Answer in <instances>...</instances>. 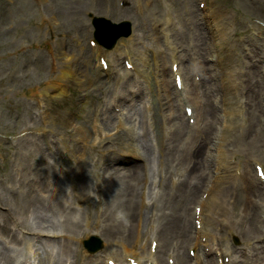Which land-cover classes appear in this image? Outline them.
Masks as SVG:
<instances>
[{
	"label": "rangeland",
	"instance_id": "rangeland-1",
	"mask_svg": "<svg viewBox=\"0 0 264 264\" xmlns=\"http://www.w3.org/2000/svg\"><path fill=\"white\" fill-rule=\"evenodd\" d=\"M106 1L0 0V201L1 198L6 199L0 203V224H6L5 237H8L9 233L15 235L16 241L12 242L24 248L25 251L32 243L37 255L48 259L40 247L41 244L32 237L34 234L29 232L36 227L35 210L19 211L17 209L18 204H22L21 199L31 202L38 199L36 192L27 185V182L31 180L30 176L34 177L35 172L39 170L36 176L45 183L46 193H44L51 196H58L57 192H53L52 187L54 188L53 184H56L59 179L64 184H71V179L64 173L70 168H76L79 172L81 170L80 179L88 185L90 180L88 172L96 169L97 155L90 148L86 153L87 156H91L90 160L79 157L77 153L80 151V146H83L81 137H87L91 143L96 141L98 144L108 146L109 150L118 149L116 143L121 138L114 141L105 137L118 130L116 129L118 121L124 122L126 118L128 119V115L131 116L129 113L136 114L138 107L145 109L144 103L138 106L143 100L136 103L132 112L125 109L114 110L111 106L112 101L115 102L120 81H122L120 87H123L125 95L129 97L132 92L130 84L133 81L138 82L135 80L138 75L135 74V70L127 68L124 63L125 57H119L117 48L108 51L102 47L103 55L108 57L106 54L112 53L121 62L119 65L114 62V76H110L106 69L92 68L94 46L91 44V39L94 27L90 13H84V16L80 17L76 8H72L77 5L84 10L95 9V14L109 17L115 22L124 19L132 22L134 28L132 34L122 38L117 47L121 48L124 41L135 36L136 31L142 35L141 41L131 46L130 52L133 57L131 59L140 65H145L152 73L151 76L143 75L150 88L155 85L153 74L158 71L160 78H169L167 87L175 91L171 72L173 48L176 49L177 64H180V60L186 65L189 64L190 68L186 74L196 76L197 79L200 77L204 48L207 49L205 58L209 60L208 64L212 67L213 75H218L217 85L214 88L215 94L209 96L208 100L214 105L218 119L214 125L209 155L205 161L202 159L206 165L204 168L209 169L207 171L209 176L198 198V205L212 197L214 188L209 184L210 174L212 172L215 175L219 169H216L217 154L221 159L224 152L233 157L235 163L242 166L245 171L243 179L248 188L247 201L251 204L245 223H249L250 220L256 222V218L264 217V180L260 181L261 178L255 170L257 164L255 160L264 165V62H258L259 60L255 58L257 54L264 56V21L261 20L264 17V0H193L201 18L208 26L206 31L209 36L206 47L192 41L201 37V32L196 28L195 22L191 21L193 15L188 13L192 7L189 0H143L141 2L143 10L133 4L137 2L136 0H113L112 4ZM109 8L114 9L116 14L108 12ZM144 17L147 18V23L144 22ZM156 22H158L157 25ZM165 29L169 39L163 35ZM154 36L157 37L154 38ZM253 36L259 37L260 41L253 42L251 40ZM68 58L72 60L75 75L72 74L63 79L60 73L67 67ZM76 66L83 67V71L77 70ZM227 74L232 82L227 81L226 90L225 86H222V81L225 84L224 77H227ZM76 75L84 77L85 81H81ZM49 78H51L50 81H48ZM127 81H130V84H127ZM200 82L204 88L202 77ZM52 85L56 87L63 85L65 93L55 94V87L50 89ZM193 86L194 91H198L199 87L192 83L191 88ZM162 87L164 88V83ZM145 91L148 93L147 87ZM252 99L257 103L261 102V110L256 113L251 111L244 117L241 105L247 102L251 104ZM129 100L131 104L135 103L132 99ZM174 102L180 103L175 99ZM239 102H241L240 106ZM121 103L123 107L129 105L132 109L126 98H123ZM158 106L159 104L156 108ZM164 106L169 107L166 99H164ZM168 110L172 111L170 107ZM178 110L185 115L184 109ZM20 111L23 112V116L20 115ZM140 111L139 115L143 116ZM115 112L123 116L117 119ZM131 120L132 118L129 119ZM138 120L143 123L142 119ZM163 126L165 125L160 123L161 132H164ZM96 128L100 129L98 133ZM250 129L255 130V137L253 135L254 139H250L248 144L245 133ZM154 133L155 130L152 132L150 130V134ZM207 134L202 133L203 136ZM24 135L26 139L20 140L19 138ZM127 135H129L128 140L133 139L131 133ZM29 136L38 138L40 146L37 148L31 146ZM148 136L149 134H146L145 138L147 139ZM63 137L68 141L64 142ZM195 138L199 140L198 132ZM50 140L51 143L48 142ZM147 141L150 144L152 137ZM51 144L54 146L51 147ZM135 155L138 156L136 152ZM167 155L170 156L168 153ZM100 157L103 156L100 154ZM186 160L188 161V158ZM120 164L116 167L130 166L128 163ZM158 165L164 164L158 160ZM171 165L172 163L165 165L166 170L171 169ZM18 172L23 175L20 176ZM98 179L100 183L104 182L103 175ZM35 188L38 189L37 186ZM89 188L84 193L76 192V203H64L68 214L65 218L78 216L80 220L83 219L85 229L87 228L86 216H91L92 220L98 216L100 226L103 227L106 221L102 212L108 207L109 192L106 187V203L101 200L88 202L86 198L91 192ZM123 188L119 186V191ZM149 195L151 196L149 205L142 208L136 203L139 216H143L144 220L149 215L156 228L164 231V226H168L173 221L174 217H171V214L173 216L175 207L178 212L183 210L185 196L179 189L171 188H166L157 195L151 191ZM73 197V190L70 191L67 188L63 200H73ZM253 203L256 204L254 208ZM79 205L84 208L81 209ZM70 209H73V214L68 213ZM113 212L126 221L122 211L114 209ZM192 212L193 218L191 214L190 217L193 220L192 233L195 239L194 233L199 223L194 218L195 209ZM204 213L205 225L212 230V233H217L215 221L213 224L209 221L207 208L204 209ZM48 215L51 219H56L55 214ZM3 217L4 220H2ZM2 225L1 227H4ZM225 225L229 229L230 224L226 222ZM235 227L243 237L237 232L229 234L225 236L224 245L229 240L248 264H264V247L254 246L256 241L253 239L246 241L248 237L245 235L246 232L242 231L243 225H235ZM263 230L264 228L260 229L261 232ZM46 236L43 235L44 238ZM176 239H179V236L175 234L164 238L161 244L169 240V248L171 247L172 251L182 241V239L175 241ZM157 242L159 243L158 240ZM105 244L108 248V241H105ZM224 245L220 242L221 248H224ZM246 246L248 251L246 250L245 254ZM200 252H207L204 246H201ZM212 256L215 258V252L214 254L206 253L207 259ZM39 264H44V261H39Z\"/></svg>",
	"mask_w": 264,
	"mask_h": 264
},
{
	"label": "bare ground",
	"instance_id": "bare-ground-1",
	"mask_svg": "<svg viewBox=\"0 0 264 264\" xmlns=\"http://www.w3.org/2000/svg\"><path fill=\"white\" fill-rule=\"evenodd\" d=\"M138 3H141L143 0H136ZM109 4L113 3V0H107ZM105 2V3H106ZM190 4L192 7L188 10V13L193 15V19L191 20L192 22H195L196 28L201 32V37H197V39H193L192 41L195 43H198L202 45L203 47H206L208 45V34H207V24L206 22L203 21L201 18V14L199 12V9L196 5L193 4V0H189ZM73 9L76 8L75 10L77 13H79L80 17L84 16V13H94V10H90V8H86L85 10L81 8L80 5H77L76 7H72ZM13 11V10H11ZM108 12L115 13L116 11L112 8L108 9ZM83 14V15H81ZM263 17V16H262ZM262 21H264V17L261 18ZM144 22L147 23V18L144 17ZM169 22V20H168ZM156 22L155 24H157ZM169 24V23H167ZM123 26H121L122 28ZM120 28V29H121ZM148 28V27H147ZM155 30V29H153ZM118 30L117 32H119ZM105 32L106 35H111L112 33L116 35V30H108L105 29V26L103 25V21H98V29L97 33L98 34H103ZM116 32V33H114ZM157 36H154L156 38ZM142 36L140 33H137L134 37H131L129 40L123 42V46L118 49V53L120 57H126L129 59V63H132L134 68L137 71H141L144 69L145 65H140V63H137L135 60H130L132 58L131 55V46L139 43L141 41ZM253 42H259L260 39L257 36H253L251 38ZM247 41V40H245ZM252 43V42H250ZM139 50V49H138ZM205 51H207L206 48H204V53L202 55V65L201 69L202 72L200 74V77L203 76V82L205 85V89L203 90L204 95L208 96H213L215 94L216 89H214L217 85L216 81L218 79V75L214 74L212 71V67L210 64H208V59H206ZM103 50L100 48H97L94 50V61L92 63V68L94 70H98L100 67V64L97 63V60L99 59L100 62V56L102 57ZM174 52L172 51V54ZM202 53V51H201ZM201 57V56H200ZM74 58V57H73ZM104 58V57H102ZM255 58L258 62H264V56L262 54L259 56L258 54L255 55ZM112 61L117 62L118 59L115 57L110 59V62H108V67L107 69L112 71L113 64L111 63ZM72 60L68 58V65L64 70H61L60 76H62L63 79H66L69 74L75 75V71L73 69V63H71ZM176 62V61H174ZM252 63H250L251 65ZM76 69L80 72L83 71V67L76 66ZM185 69L184 65L182 62H180V66L178 67L179 72H183ZM148 72L146 74H149L150 76L152 73L146 69ZM176 73V74H179ZM191 78V76H189ZM51 78L48 79L50 81ZM225 84L222 81V86L224 85L226 90H227V81L232 82V79H230V76L227 74V77H224ZM153 81L155 83H158L159 80L154 77ZM97 82V81H96ZM150 82V81H149ZM192 82V81H191ZM161 83V82H160ZM21 84V83H20ZM233 84V83H232ZM183 85H186V79L183 80ZM52 88L55 87V92L58 94H61L64 92V87L62 85H52ZM191 91L190 94L193 98V93L194 89L190 88ZM252 91V90H250ZM193 93V94H192ZM123 94H116L115 101H118V98L121 97ZM154 95L157 97V99L160 98V93H156L154 91ZM252 98V97H251ZM196 99V98H195ZM246 101V100H245ZM247 102V101H246ZM241 102L238 103L240 106ZM248 102L246 104L242 103V112L243 115H249L251 111H254L255 113L261 110V102L257 103L255 100L252 103L249 104L250 106L248 107ZM22 105V103H20ZM111 106H115L114 103L111 104ZM169 106H172L173 111L172 115L175 116L177 113H179V110L177 109V105L172 101V97L169 98ZM190 106V105H189ZM214 105L209 103V105H199L198 106V113L197 115H204L206 117V121L204 122V125H191L190 123L185 122L184 117L179 116V120L177 122L178 127L174 129L173 137L175 139V144L178 146L176 151H174V154L177 156L174 158V161L177 164H174L173 158L169 160L171 163L174 164L173 167L177 166L176 173L174 174L175 171H173V175L168 177V180L172 183V185H169L171 189H179L182 194L186 197L187 202L192 205L194 204V207L197 209L196 212V218L199 220V225H198V233H197V238H203V239H210V237L214 235H218L219 231L222 230L224 227H226V222H228L231 227L229 229L237 230L235 225L242 226L243 232H246V237H248V240H255L256 244L254 246H260L264 247V230L261 232L260 229L264 228V217L257 219L256 222L253 220H250L249 223H245L247 216H249V207L251 204L247 201L246 199V194H245V182L243 179H240L236 177L235 175L239 174L238 166L234 165L232 162V158L228 155H226L224 152L222 153L221 159L219 158V155L217 154L218 158V165L216 167L219 168V171H217L214 174L211 175L214 176L215 184L212 186L214 189L212 191V197L209 198L208 200L204 201L203 204H201V207L203 209H199L198 206V197L202 193H200L201 189L202 191L204 190L205 182L208 178V173L206 172V169L200 170L201 169V164L204 165L203 163L197 164V162L194 165H190L188 167L184 162L182 161V152L184 148L189 147L193 141L194 137L197 131L201 130L202 128L204 130H207V132L210 131V135L208 138H206L202 143L199 141H196L193 145L196 144V149L199 152H202L201 155H203V158L206 159L207 156L209 155V151L211 149V135L213 133L214 125L217 123L218 115L215 112V108L213 107ZM200 107V109H199ZM166 112H169V110H166V107L164 104L161 102V104L155 109L152 114V116H148L145 114V112L142 110L143 115H145L146 119H155L158 123L162 121L164 114ZM20 115L23 116V112L20 111ZM193 115H194V110H193ZM176 117V116H175ZM147 120V121H148ZM153 120L152 125L156 126L157 122ZM187 123V124H185ZM135 124V122H134ZM147 127V126H145ZM143 128V132H144ZM99 130H97L98 132ZM177 131V132H176ZM132 132V129L128 127L127 123L121 125L120 129H118L115 133H111L109 138L111 139H118L120 136H123V134ZM255 130L251 131L248 130L246 135V143L249 144L250 139H254L255 137ZM137 135V134H136ZM254 135V137H252ZM126 136V135H124ZM30 137V145L34 146L35 148L39 147V139L35 137ZM20 140H25L26 136H22L19 138ZM83 142H89V139L82 138ZM22 142V141H21ZM86 143V145L90 146V148L99 151L100 154H103L105 151H108V147H103V146H95V143ZM88 146H83V149L79 153L80 155H86L87 153V148ZM204 148L202 149V147ZM141 147V146H140ZM142 148L147 149V145L145 147L142 146ZM89 149V148H88ZM105 151H103V150ZM192 159V158H191ZM181 160V161H180ZM111 163V162H110ZM185 164L186 166L184 167ZM137 168H131V169H123V170H118L119 168H110L108 171V175L106 176L105 182H106V187L108 193V207L105 208V210L102 212V215L104 217V221H106V224H103L104 229L102 228V231H99L97 229L93 230H85L83 228L84 224L82 220L76 219V216H73L72 218L68 219L65 218V215H68L66 213L67 208L64 205L63 202V195L65 194V188H68V184H64L61 179L58 180L59 183H56V187L58 189V196H51L50 194H45L46 192V187L44 186V181L39 179L36 174L39 171L35 172V176L33 177L32 175L31 180L27 182V185H29L30 189H33L36 194L38 199H35L34 201H24L21 199L22 204H18L17 209L19 211H25V210H35V216H36V222H35V228L32 231H29L34 234V239L38 241L40 244H42V249L44 250V253L46 254L48 259H51L52 264H103L102 262L104 261V258H101L100 255H95V256H90L84 258V261L78 262V257L77 254H86V250L80 245L74 246L75 242L80 241L84 237H88L91 234H100L103 238L109 240L111 239L116 240L117 238L122 239V245L121 249L124 252V257L126 258H135L131 259L130 263L133 261L141 262V257L140 253L136 250V247L138 245V242L140 239H145V243L140 244L141 248L144 250H147V246L153 247L155 242L158 240L159 242H163V239L169 238L171 236H174L175 234L179 236V239H182L181 243L179 244V248H176L173 250V254L175 255L176 262L177 264H199L203 263L204 261H207L208 263H214L218 264L219 263V258L217 257V261L214 260V257H212L209 260H206L204 257L201 255L197 254L200 259L203 261L194 262V259H191L190 256L186 253V249H191L194 245H198L199 241H192L193 240V234L191 233L192 231V226L193 223H191L190 219V214L191 217L193 215L192 212H190V207L188 206V210H179L174 209L173 211V216L171 214V217L173 218V221L168 225L164 226V231L160 230L158 231V227L156 228L155 224L152 222V218L148 215L146 218L143 220V222H138L139 213H138V207L137 204L145 206L148 205L150 200V192L154 194H158L159 189L153 191L152 190V185H165V180L167 179V176L164 175L162 172L160 173V180H157V177H152L150 174H147L145 178H141L139 174V164L134 165ZM109 167V166H108ZM187 168V170H185ZM107 170V167L106 169ZM186 171V172H185ZM20 176L23 174L18 172ZM81 170L80 172L77 169H73L68 173L69 178L73 181L74 185L71 184V188L73 191L76 190V188L80 185L85 187V182L81 181ZM91 177V183L93 185L92 189H95L99 187V184L96 182L94 183V180L96 179L95 177V172L91 171L89 173ZM179 176V177H177ZM191 179H195L194 182H191ZM203 180V183H202ZM61 184V185H59ZM37 186L38 189L35 188ZM119 186H123L124 188L122 191H119ZM203 186V187H202ZM65 187V188H64ZM255 189V188H254ZM254 191V190H253ZM45 192V193H44ZM51 193V192H50ZM200 193V194H199ZM52 194V193H51ZM88 200H93L94 202L100 201V198L93 197V196H88ZM6 201L5 198H1L0 203H3V201ZM76 203V200L73 201L72 204ZM253 208L256 206L255 203L252 204ZM183 209L185 207L182 206ZM264 207V205H263ZM28 208V209H27ZM207 208L209 210V220L210 223L213 224L215 221V230L217 233L213 232L212 230L207 228L205 225V222L203 220V212L204 209ZM118 209L122 211L126 217V221L123 219L119 218L113 210ZM255 210V209H254ZM38 213V215H36ZM49 213H53L56 216V219L53 220L50 218L48 215ZM68 213H71V210L68 211ZM105 216H107L105 218ZM43 217L45 219L43 220ZM25 219V217H23ZM4 220V217L3 219ZM87 223L93 224L94 221L88 220ZM96 224H100L99 220H97ZM2 224H0V264H36L38 262V259L41 255H37L35 251H33V245L30 243V246L25 249L22 248L21 246L15 245L12 241H16L15 235H12L9 233L8 237H5L7 234H5V226L1 227ZM105 225V226H104ZM238 231V230H237ZM239 232V231H238ZM156 233V234H155ZM43 235H47L46 238H42ZM52 237H60V240H57V238H52ZM179 239H176L175 241H179ZM13 246H12V245ZM49 248L51 246V249H47L45 246ZM177 245V244H176ZM169 240L166 241L165 244L158 245V250L160 252H170L169 249ZM53 247V250H52ZM185 247V249H183ZM176 250V252H175ZM115 252H119V249L116 248ZM151 255L149 259L155 260V256L150 252ZM234 253L233 247L230 246L229 244L226 246V249H221L220 255L222 256H227L228 254ZM87 255V254H86ZM117 258V257H116ZM137 258V259H136ZM112 259V258H109ZM108 259V260H109ZM118 260V258H117ZM44 264H49L47 262V259L43 258ZM118 261H123L118 260ZM238 262L235 260H232L230 264H237ZM115 264H120L118 262H115ZM222 264H225L223 261ZM239 264H247L246 261L239 263Z\"/></svg>",
	"mask_w": 264,
	"mask_h": 264
}]
</instances>
